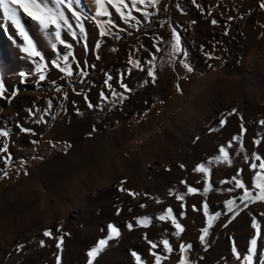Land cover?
<instances>
[{"label": "rangeland", "instance_id": "rangeland-1", "mask_svg": "<svg viewBox=\"0 0 264 264\" xmlns=\"http://www.w3.org/2000/svg\"><path fill=\"white\" fill-rule=\"evenodd\" d=\"M197 3L201 7L192 0H160L155 9H147L152 13L147 18L133 11L140 21L136 24L125 23L105 0L116 27L101 37L92 19L94 0H79L74 7L85 33L67 12L73 27L61 29L70 49L59 43L53 49L52 30L44 33L19 10L24 31L43 61L23 51V37L6 20L0 28V82L5 97L12 98L0 97V130L9 132L14 159L11 165L0 159V264H56V254L61 264H88L87 253L107 237L108 224L116 225L120 235L108 241L93 264H135L133 251L142 264H155L153 252L167 256L161 264H179L182 257L188 264H242L232 245L235 241L241 257L247 254L256 234L254 218L260 224L257 253L264 254V201H242L244 190L235 185L239 179L254 196L259 191L251 164H259L257 155L264 158V126L259 123L264 120V9L259 7L264 0ZM173 27L181 34V54L172 49ZM69 51L74 74L66 77L51 65ZM130 58L139 60L143 71ZM42 63L48 67L41 82L37 66ZM150 68L155 82L147 75ZM81 71L87 74L81 76ZM108 76L113 77L108 82L112 88L127 97L123 102L112 97L105 84ZM121 80L131 92H124ZM101 92L107 100L100 98ZM232 110L235 114L229 115ZM221 120L226 121L223 126ZM22 127L31 131L22 132ZM3 143L0 137V147ZM222 146L230 165L215 159ZM198 164L210 169L206 194L205 177L195 171ZM188 187L197 192L188 193ZM229 200L235 201L233 212L228 211ZM205 203L209 215L219 216L202 243V229L208 226ZM168 208L184 228L179 237L170 220L157 218ZM145 216L151 220L147 228L136 223ZM47 229L63 237L62 252L55 238L43 236ZM145 235L158 244L156 249ZM164 239L171 254L160 243ZM181 244L191 245L187 253L180 252Z\"/></svg>", "mask_w": 264, "mask_h": 264}, {"label": "snow or ice", "instance_id": "snow-or-ice-1", "mask_svg": "<svg viewBox=\"0 0 264 264\" xmlns=\"http://www.w3.org/2000/svg\"><path fill=\"white\" fill-rule=\"evenodd\" d=\"M79 0H0V8L3 9V14L4 17L7 18L8 20L11 21V24L16 27V29L19 32V35L23 37L25 41V47L23 48V51L30 57H39L41 61L44 60V57L41 56L40 52L37 51L36 46L34 45L33 41L29 38V36L26 34L24 31V28L21 24V17L18 15V11L22 10L23 15L30 17L33 21H35L41 31L44 33H48L50 30H52L55 41L56 43H52L51 47L53 49L56 48L57 43L63 45L65 48L70 49L72 47L71 44L66 43L64 39L61 38V29L62 27L67 28V29H72L73 25L69 23V17L66 15L67 13L71 14V17L75 19L76 21V27L79 28V31L81 34L85 33V28L83 23L81 22V13H79L74 5L77 4ZM95 5H96V12L95 16L92 17L93 20L96 21V26L99 28V35L101 37L108 36L111 32V28L116 27L114 21L111 19L112 13L109 12L108 7L105 6V0H94ZM192 3L196 5V7H201L198 3L197 0H192ZM52 6H49V5ZM107 5H111L113 9H115V13L119 14V17L125 22L129 23V21H135L136 24H139L140 21L137 20L136 16L133 15V11L139 12L142 17H149L152 13L148 12V8H153L155 9L159 4L160 0H106ZM142 6V7H141ZM261 9H264V3H261L259 5ZM143 9V10H142ZM98 17H107L108 19L106 20H99L97 19ZM195 23V21H193ZM213 25L217 23L215 19L211 21ZM105 25H108L110 27L106 28ZM72 36L75 38L76 37V32L71 33ZM172 38H173V45L172 49L175 54H181L182 53V47H181V34L177 31L175 27L172 29ZM97 48H99V44L96 45ZM157 51L160 49L157 48ZM72 56V53L69 51L67 54L63 55L61 60L59 61H53L52 62V67L56 68L59 70V72L63 73L64 76L66 77H71L74 74L73 71V65L69 63V58ZM97 59H100L99 56L96 57ZM209 59L212 57L209 56ZM74 59V58H73ZM129 63L133 65V67L140 69L143 71V68L141 67V62L139 60H134V59H129ZM183 67L188 71L192 72L193 69L192 67L184 62ZM63 65V66H61ZM48 67L46 64H39L37 66V72L39 73V81H44L46 79L45 75V69ZM77 67H81L80 65H77ZM87 73L84 71L80 72L81 76H85ZM21 77H24V73H20ZM147 75L151 77L152 82H155L156 80V73L154 71V68H150L147 72ZM113 79L112 76H108L107 79L105 80V84L108 86L109 91L111 92L112 97L116 98L119 102H123L125 99H127L126 96H124L121 93H118L115 91V89L112 88L111 84L108 82ZM54 83V82H53ZM120 87L124 90V92H131L132 89L125 84L122 80L120 82ZM179 88V86H177ZM56 91H60L59 88L56 89ZM15 93H13V96ZM0 97H5V88L2 82H0ZM11 101L12 97H5ZM85 100H87V96L84 97ZM100 98L102 100H107L108 97L101 92ZM65 99L67 97L65 96ZM53 105V101L49 100L48 101V110L49 112L51 111ZM89 108H93L94 105L89 102L88 103ZM31 114V110H29ZM235 114V110H232V112L229 113V115ZM54 118V117H53ZM43 120V117L40 118ZM241 121H243V118L241 117ZM226 123L225 120H221L220 124L223 126ZM261 126H264V120H261L259 122ZM20 131L28 133L31 130L27 128H20ZM241 131H245L243 122H241ZM33 135L35 133H32ZM0 137L4 138V143L2 147H0V159H2L3 165H11L13 162L14 157L12 154L9 152V144L7 142V138L9 137V132L6 130H0ZM233 139L239 141L241 140V137H234ZM33 143H36V141H33ZM256 145L261 144V140L257 139L254 141ZM227 148H232V144L229 143ZM220 156L216 157L217 162L221 163H227L231 164V160L229 158V153L226 150L225 147H220ZM255 160L259 161V164L252 163L251 168L252 170L255 171L256 175V184L254 187L258 189L259 191L256 193L254 196L253 193L248 189L245 188V184L241 182L239 179H235V185L237 188H241L244 190V195L241 197V200L244 202H252L255 203L257 201H264V158L261 156L257 155L255 156ZM21 165H23L25 162L23 160L20 161ZM211 163V161H209ZM183 167V165L181 166ZM257 168H259V171H256ZM195 171L198 173H203L205 177V183L206 187L204 188V193L206 194L211 190V183H210V169L206 168L204 164H198L195 168ZM6 175V173H5ZM27 175V173H25ZM122 184L124 183L123 181L121 182ZM183 183V181H182ZM225 183H227L225 181ZM188 193H196L197 189L193 187H188ZM120 191H125L121 187ZM129 195L135 196L136 193L129 192ZM178 200L183 201L184 197L183 196H177L176 197ZM160 201L157 200V203ZM235 204V201L229 200L227 201V208L229 212H233L234 208L233 205ZM146 205H141V207H145ZM204 215L208 217V226L202 229V235L200 236V240L202 243H206V237L209 234V228L212 227V222L217 219L219 216V213L216 215H209L208 213V205L207 203L204 204ZM119 214V212L117 213ZM239 211H235V215H238ZM235 215L232 217L233 219L235 218ZM159 220H170L172 225L176 229V236L179 237L180 234L184 231V228L180 223L177 222L176 217L173 215V210L171 208H168L163 215H160L157 217ZM137 225L142 226L147 228L151 220L149 217L145 216L143 218H139L136 221ZM129 230L132 229L133 225L129 223L127 225ZM252 227L256 230L255 237L250 240V246L247 248V254L243 255L241 257V254L237 251V244L234 241L232 245V253L235 256V258L238 261H242V264H257V240L260 238V224L257 223L255 218L252 221ZM56 231H59L57 229ZM120 235V230L119 228L114 225V224H108L107 226V237L104 239H101L98 241L97 245L93 247L91 250L88 251L87 256H88V264H93V261L96 259V256L99 255L100 252L104 250V248L108 245V241L118 238ZM43 236L49 237V238H55L57 240L56 243V248L59 249L62 252V244H63V237H54L53 236V230L47 229L43 232ZM145 240H148L147 235H145ZM41 246H44V241L42 240ZM148 243L150 244L152 249H156L158 247V244L155 242H152L151 240H148ZM160 243L163 245V249L166 253L171 254L173 249L172 246L170 245L169 241L167 239H164L160 241ZM24 245H18L17 246V251L22 250ZM191 248V245L185 246L183 244L180 245V252L187 253L188 249ZM131 255L135 258V264H142L141 256L138 255L135 251L131 253ZM152 255L155 257V264H161V261L164 259H167V256H160L157 255L156 252H153ZM56 264H61V257L59 254H56ZM179 264H188V260L185 257H182ZM258 264H264V254L260 255L258 257Z\"/></svg>", "mask_w": 264, "mask_h": 264}, {"label": "bare ground", "instance_id": "bare-ground-1", "mask_svg": "<svg viewBox=\"0 0 264 264\" xmlns=\"http://www.w3.org/2000/svg\"><path fill=\"white\" fill-rule=\"evenodd\" d=\"M88 6V5H87ZM6 20H8L7 18H5L4 17V14H3V9L2 8H0V28H3L4 27V25H5V22H7ZM1 30V29H0ZM257 33H260V31L258 30L257 31ZM39 186H40V184H39ZM44 188V187H43ZM50 191V190H49ZM48 190L46 191V192H49ZM46 192L44 193V196H45V203L47 204V196L46 195H49V193L48 194H46ZM52 193V192H51ZM51 196V195H50ZM49 196V197H50ZM43 199V200H44ZM49 199V198H48ZM50 201V200H49ZM257 255H258V253H257ZM259 256V255H258ZM258 258V257H257ZM235 263V262H234ZM231 264V263H230Z\"/></svg>", "mask_w": 264, "mask_h": 264}]
</instances>
